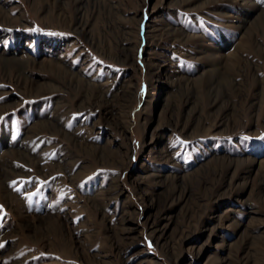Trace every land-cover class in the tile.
I'll list each match as a JSON object with an SVG mask.
<instances>
[{
	"label": "rangeland",
	"instance_id": "1",
	"mask_svg": "<svg viewBox=\"0 0 264 264\" xmlns=\"http://www.w3.org/2000/svg\"><path fill=\"white\" fill-rule=\"evenodd\" d=\"M0 264H264V0H0Z\"/></svg>",
	"mask_w": 264,
	"mask_h": 264
},
{
	"label": "bare ground",
	"instance_id": "2",
	"mask_svg": "<svg viewBox=\"0 0 264 264\" xmlns=\"http://www.w3.org/2000/svg\"><path fill=\"white\" fill-rule=\"evenodd\" d=\"M38 127V126H37Z\"/></svg>",
	"mask_w": 264,
	"mask_h": 264
}]
</instances>
